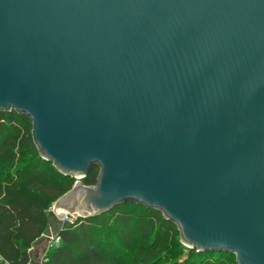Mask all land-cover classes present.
<instances>
[{
    "label": "water",
    "instance_id": "water-1",
    "mask_svg": "<svg viewBox=\"0 0 264 264\" xmlns=\"http://www.w3.org/2000/svg\"><path fill=\"white\" fill-rule=\"evenodd\" d=\"M11 110L78 178L55 209L140 204L190 248L264 264V0H0Z\"/></svg>",
    "mask_w": 264,
    "mask_h": 264
},
{
    "label": "trees",
    "instance_id": "trees-1",
    "mask_svg": "<svg viewBox=\"0 0 264 264\" xmlns=\"http://www.w3.org/2000/svg\"><path fill=\"white\" fill-rule=\"evenodd\" d=\"M97 173L98 166H92L83 183L95 184ZM73 182L40 156L26 115L0 111V256L4 260L28 262V248L48 227V208ZM58 235L60 244L47 250L42 264H237L235 256L225 251L184 249L174 223L159 211L131 202L96 216L76 217Z\"/></svg>",
    "mask_w": 264,
    "mask_h": 264
},
{
    "label": "built area",
    "instance_id": "built-area-1",
    "mask_svg": "<svg viewBox=\"0 0 264 264\" xmlns=\"http://www.w3.org/2000/svg\"><path fill=\"white\" fill-rule=\"evenodd\" d=\"M78 180L76 178L74 182ZM51 212L52 215H54L55 221L59 222V226L57 227L56 231H52L47 234H42L43 237L46 239L47 243V249H50L52 247H57L60 244V237L58 235L59 229L62 228L65 224L72 222L76 217L73 214L68 213L67 211L64 210V212L57 214L55 212V208L51 207ZM30 251V248H28V252ZM43 259H40L38 262H33L32 259L29 257L28 262L25 264H42ZM0 263L1 264H10L6 260H4L0 256Z\"/></svg>",
    "mask_w": 264,
    "mask_h": 264
},
{
    "label": "crops",
    "instance_id": "crops-1",
    "mask_svg": "<svg viewBox=\"0 0 264 264\" xmlns=\"http://www.w3.org/2000/svg\"><path fill=\"white\" fill-rule=\"evenodd\" d=\"M57 227L54 229L56 231ZM52 232L51 228H46L44 234ZM47 243L45 237L42 235L37 238L30 246L29 255L33 262H38L40 259H43L44 255L47 252Z\"/></svg>",
    "mask_w": 264,
    "mask_h": 264
},
{
    "label": "rangeland",
    "instance_id": "rangeland-1",
    "mask_svg": "<svg viewBox=\"0 0 264 264\" xmlns=\"http://www.w3.org/2000/svg\"><path fill=\"white\" fill-rule=\"evenodd\" d=\"M73 179L75 180L76 178H73ZM54 203L48 208V228H51L52 231H54V229L59 226V222L55 221L54 215H52V212H51V207L54 206ZM179 241L185 247L184 249L190 248L181 242L180 233H179ZM194 249L196 250V248H194ZM184 253H185V251H184Z\"/></svg>",
    "mask_w": 264,
    "mask_h": 264
},
{
    "label": "bare ground",
    "instance_id": "bare-ground-1",
    "mask_svg": "<svg viewBox=\"0 0 264 264\" xmlns=\"http://www.w3.org/2000/svg\"><path fill=\"white\" fill-rule=\"evenodd\" d=\"M55 212H56L57 214H59V213L64 212V209H62V208H56V209H55Z\"/></svg>",
    "mask_w": 264,
    "mask_h": 264
}]
</instances>
